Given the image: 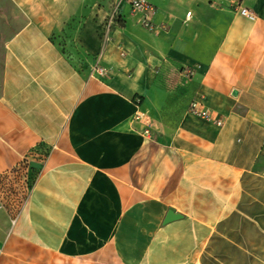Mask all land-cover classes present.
I'll return each instance as SVG.
<instances>
[{"label": "crops", "instance_id": "0c3cea01", "mask_svg": "<svg viewBox=\"0 0 264 264\" xmlns=\"http://www.w3.org/2000/svg\"><path fill=\"white\" fill-rule=\"evenodd\" d=\"M147 1L155 32L124 1L110 21L116 0H0V247L264 264V0ZM184 16L187 34H159ZM199 96L220 126L188 112ZM26 164L18 206L5 176Z\"/></svg>", "mask_w": 264, "mask_h": 264}, {"label": "rangeland", "instance_id": "374dc122", "mask_svg": "<svg viewBox=\"0 0 264 264\" xmlns=\"http://www.w3.org/2000/svg\"><path fill=\"white\" fill-rule=\"evenodd\" d=\"M116 16L117 15L115 13L113 18L114 21L116 20ZM202 16L204 19H206L207 17L205 14H203ZM190 19L184 16L182 20L171 26L167 24H163L161 25L162 32H160L159 34L167 37H172L175 35V32L178 33L180 30L182 34L185 35L187 33L184 27H186L185 24L188 23ZM212 19L210 20L212 21ZM217 19L219 18L215 16V20ZM76 21L79 22L80 21L79 18L76 19ZM68 25L70 27V24ZM71 30L69 28L67 29L62 28L61 30H58L55 34V39L60 45L62 51L68 54H71V47L73 46L72 35L70 34ZM211 31H212L211 29L205 30L201 35H199L200 37L196 35L192 40L196 39L194 43L198 44V46L202 45V41L204 37L212 38V40L216 42L218 36L216 34L214 36H210ZM179 68L181 69L183 68L184 70L189 68V66H179ZM181 78L184 80L187 79L186 76L185 77L183 76ZM36 174L37 171L32 166H29L27 164L20 166V168L16 172L10 173L5 176L8 177V182L6 183V187L4 191L8 193V196H12L13 200L19 201L20 199H25L26 193L28 192V189L31 185L30 183L33 182ZM22 252L24 253V256H22L21 254ZM26 255H28L29 258H25ZM27 260L30 263H28ZM0 264H94V263L85 262L83 260L75 259L72 257L53 255L45 250L24 248L19 244L11 242L10 244H6L4 247H0Z\"/></svg>", "mask_w": 264, "mask_h": 264}, {"label": "built area", "instance_id": "2783aa9c", "mask_svg": "<svg viewBox=\"0 0 264 264\" xmlns=\"http://www.w3.org/2000/svg\"><path fill=\"white\" fill-rule=\"evenodd\" d=\"M121 1H124L127 4H129L132 11L140 12L142 14L140 23L145 29L152 32L158 31L160 29V26L155 25L151 20L152 15L154 14V7L147 0H116L114 8L112 9L110 14V18H109L110 21L113 20L117 7ZM237 10L239 14H241L242 16L246 17L249 20H254L256 18V15L246 6L238 5ZM186 15H187L186 17H189L190 12H187ZM187 72L191 73L190 70H188ZM204 100H205L204 96H199L191 100L188 105V112L199 118L212 121L214 124L220 126L222 124L221 119L217 116L216 113H214L213 111H211L209 108L206 107ZM144 125L145 127L143 129V134L148 136L150 133V126L148 122H146ZM23 202L24 199H20L16 204L20 206Z\"/></svg>", "mask_w": 264, "mask_h": 264}, {"label": "water", "instance_id": "95a60500", "mask_svg": "<svg viewBox=\"0 0 264 264\" xmlns=\"http://www.w3.org/2000/svg\"><path fill=\"white\" fill-rule=\"evenodd\" d=\"M232 95H236V91H232ZM181 216L174 212L172 208H168L166 215L164 217L163 223H167L169 221H172L174 219L180 218Z\"/></svg>", "mask_w": 264, "mask_h": 264}, {"label": "bare ground", "instance_id": "6f19581e", "mask_svg": "<svg viewBox=\"0 0 264 264\" xmlns=\"http://www.w3.org/2000/svg\"><path fill=\"white\" fill-rule=\"evenodd\" d=\"M187 16V15H186Z\"/></svg>", "mask_w": 264, "mask_h": 264}]
</instances>
